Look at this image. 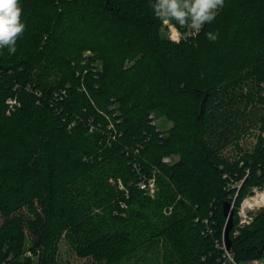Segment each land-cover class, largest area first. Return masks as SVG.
I'll return each instance as SVG.
<instances>
[{"label": "trees", "instance_id": "trees-1", "mask_svg": "<svg viewBox=\"0 0 264 264\" xmlns=\"http://www.w3.org/2000/svg\"><path fill=\"white\" fill-rule=\"evenodd\" d=\"M19 6L0 49V264H228L233 201L230 251L262 256L264 208L243 227L237 208L264 190V0H224L198 31L168 21L178 40L150 0Z\"/></svg>", "mask_w": 264, "mask_h": 264}, {"label": "clouds", "instance_id": "clouds-1", "mask_svg": "<svg viewBox=\"0 0 264 264\" xmlns=\"http://www.w3.org/2000/svg\"><path fill=\"white\" fill-rule=\"evenodd\" d=\"M224 0H150L153 14L165 23L174 21L179 26L189 25L198 31L206 22L210 23ZM19 0H0V49L7 46L9 54L15 52V42L25 28L20 19ZM209 40H215L213 32H206Z\"/></svg>", "mask_w": 264, "mask_h": 264}, {"label": "built area", "instance_id": "built-area-1", "mask_svg": "<svg viewBox=\"0 0 264 264\" xmlns=\"http://www.w3.org/2000/svg\"><path fill=\"white\" fill-rule=\"evenodd\" d=\"M150 117H152L151 123L154 125H159V120L154 117L153 113L150 114ZM162 136V134H160ZM163 161L169 162L171 161V158L169 156H164ZM139 185L142 189L146 190L149 194L153 195L155 191V179L154 177L146 178L143 176V178L140 180ZM256 188V187H255ZM257 189V188H256ZM263 193V194H262ZM261 195L257 193L254 197H250L251 199L248 200L247 198H244L240 206L237 208V213L239 216V222L238 225L245 226L252 222L253 220V210L255 207H261L262 204H258V206H255L259 202L258 198L264 205V190L262 191ZM251 200H254L255 202H252ZM260 202V203H261ZM234 201L231 203L230 208H233ZM209 232H211V229H208ZM239 230H235L234 233L237 234ZM217 244L224 249V256L226 257V262L228 264H264V250L263 254L260 257L252 258L248 260H243L241 262L236 261L234 258L232 252L229 248H227L225 235H223V239L221 242H217ZM33 253L30 249L26 250L25 255L31 256ZM222 264H225L223 262Z\"/></svg>", "mask_w": 264, "mask_h": 264}, {"label": "rangeland", "instance_id": "rangeland-1", "mask_svg": "<svg viewBox=\"0 0 264 264\" xmlns=\"http://www.w3.org/2000/svg\"><path fill=\"white\" fill-rule=\"evenodd\" d=\"M190 30H193L191 29L190 27ZM166 34L172 38V39H176L178 40L180 38V33L179 31L177 30V28L172 25V24H169L167 22V28H166ZM159 122H162V125L163 127H166L169 123H167V121L164 120V118H160L159 119ZM257 132V131H256ZM255 141H256V137H255V134H248L246 135L242 140H241V144L244 146V148H252L253 145L255 144ZM263 190L259 189V188H253V193L251 194H248L245 198H247L248 200H250L251 198L250 197H254L257 193H259L261 195ZM259 202L257 204H255V206H258V204H262L261 207H255V209L253 210V213L255 214L258 210L264 208V205L263 203L260 201V199L258 198ZM252 202H255L254 200H251ZM261 202V203H260ZM240 227H243V226H240ZM67 246L66 245H63V248H66ZM32 250V249H31ZM153 258V257H152Z\"/></svg>", "mask_w": 264, "mask_h": 264}, {"label": "water", "instance_id": "water-1", "mask_svg": "<svg viewBox=\"0 0 264 264\" xmlns=\"http://www.w3.org/2000/svg\"><path fill=\"white\" fill-rule=\"evenodd\" d=\"M224 214L227 218V223L225 226L224 235H225L227 248H230L231 247V239H230L229 233H230V230L233 226V212L230 211L229 203H226L224 206Z\"/></svg>", "mask_w": 264, "mask_h": 264}, {"label": "bare ground", "instance_id": "bare-ground-1", "mask_svg": "<svg viewBox=\"0 0 264 264\" xmlns=\"http://www.w3.org/2000/svg\"><path fill=\"white\" fill-rule=\"evenodd\" d=\"M263 194V193H262Z\"/></svg>", "mask_w": 264, "mask_h": 264}]
</instances>
